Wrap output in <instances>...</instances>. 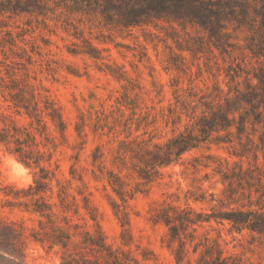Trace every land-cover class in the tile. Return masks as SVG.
<instances>
[{
  "label": "trees",
  "instance_id": "obj_1",
  "mask_svg": "<svg viewBox=\"0 0 264 264\" xmlns=\"http://www.w3.org/2000/svg\"><path fill=\"white\" fill-rule=\"evenodd\" d=\"M20 15L30 18L26 25L31 30L33 20L43 28L52 22L67 33L72 30L75 38L81 37L78 26L73 23L76 18L78 23L101 19L106 26L127 30L152 27L165 33L163 41L171 39L193 58H199L201 53H213V49L228 57L235 50L240 51L242 62L236 64L237 69L232 65L225 69L226 89L217 84L211 89L197 88L187 73L183 57H172L168 69L187 75L189 83L180 87L177 78L171 81L172 98L160 116L164 126L170 127L171 134L162 141H155V136L147 131L158 116L151 112L153 108L139 113V119L134 122L138 101L130 99L126 87L124 100H117L111 112L119 114L121 106L130 111L128 116L124 113L127 135L121 143V154L124 163L126 159L130 162L141 184L156 180L163 168L182 165L195 171L211 168L212 175H218L223 185L222 197L214 193L207 197L201 193L186 198L207 204L208 211L171 203H163L155 210L152 222L166 228L164 240L171 255L168 264H254L242 254L225 251L220 244V233L211 237L205 226L211 227L212 222L222 226L227 223L229 233L248 231L252 237L257 236L264 250V171L259 165V153L264 159V0H0V17ZM21 29L17 37L29 31ZM188 29L194 30V37ZM5 34L7 38L0 40V45L17 46L13 33L6 31ZM83 42V48H77L74 43L68 52L101 59L99 51L89 41ZM21 50L24 56L17 57L30 64L31 55ZM247 58L255 59L256 66L246 62ZM200 75L198 68L196 77ZM8 95L12 107L17 112L23 110L30 122L27 127H20L0 115L3 122L0 145L15 155L17 161L39 171L33 184L21 189L10 185L5 192L6 196L14 197L12 201L7 200L9 205L37 215V227L31 230V240L47 250L57 249L60 264H156L150 261L151 257L155 258L151 251H143L139 259L122 246L109 243L92 212L93 230L73 220L79 215V204L75 198H64V185L54 173L58 165L53 170L44 165L49 163L59 145L47 131L48 121L58 133L60 144L66 142L67 126L60 109L49 96L37 94L32 87L19 88ZM133 122L135 130L142 127L143 132L129 138ZM76 132L81 137L78 125ZM36 135L42 141H37ZM212 147L226 151L229 158L237 161L230 164L227 158L209 153ZM192 153L197 154L185 158ZM243 160L247 161V167L243 166ZM97 161L98 155L93 153L92 164L96 165ZM108 174L109 184L124 201L128 194L125 182L112 172ZM209 178L206 173L204 179ZM53 179L57 181L58 198H43L42 193L51 190ZM252 191L257 198H252ZM20 193L29 198H19ZM90 206L85 199L82 207L94 211ZM120 226H124V218ZM199 228L205 231L199 233ZM119 238L124 243L123 232ZM23 246L21 230L15 223L0 218V264H26Z\"/></svg>",
  "mask_w": 264,
  "mask_h": 264
},
{
  "label": "rangeland",
  "instance_id": "obj_2",
  "mask_svg": "<svg viewBox=\"0 0 264 264\" xmlns=\"http://www.w3.org/2000/svg\"><path fill=\"white\" fill-rule=\"evenodd\" d=\"M29 19L27 15L0 17V40L7 38L6 31H11L17 45H0V115L14 121L17 126L27 127L30 119L23 110L17 112L12 107L8 94H14L19 88L32 87L37 94L49 96L60 109L67 129L66 142L60 144L61 140L54 126L47 122L48 133L59 145L53 151L49 163L44 165L51 170L58 165L54 173L55 178L64 185V198H75L79 204V215L73 220L84 228L93 230V221L90 219L92 212L99 220L107 241L112 245L122 246L139 259H142V252L148 250L155 255V258L151 257V262L170 263L171 255L164 240L166 228L151 220L155 210L163 203H171L181 207L188 204L195 209L208 211L207 204L195 203L186 198L201 193H205L207 197L209 193L222 197L223 185L219 182L218 175H212L211 168L195 171L182 165L163 168L156 180L146 185L141 184L130 162L126 159L124 163V156L121 154V143L127 135L124 133V113L128 116L130 111L124 109V106L120 107L121 114L111 111L115 109L117 100H124L126 87L130 99H137L141 108L136 109L134 122L139 119V113L153 108L151 112L158 116L154 126L148 127L147 131L155 136V141H162L171 134L170 127H165L160 117L172 98L171 81L177 78L180 87H186L189 83L187 75L168 69L172 57H183L188 66L187 73L192 76V84L197 88L211 89L217 84L226 89L225 69L229 65L237 69L236 64L242 62L240 51L235 50L228 57L213 49V53H201L199 58H193L188 51L180 50L171 39L163 41L165 33L152 27L127 30L106 26L101 19L82 20L78 23L76 18L73 23L78 26L81 37L75 38L71 35L72 30L67 33L59 24L52 22H48V27L43 28L33 20L31 30L26 25ZM21 28L29 31L17 37L22 32ZM187 32L190 36H195L194 30L188 29ZM180 34L187 38L183 32L180 31ZM84 40L99 51L101 59L95 60L81 54L71 55L68 52L74 47V43L77 48H83ZM240 43L243 44V41ZM21 48L31 55L30 64L17 57L24 56ZM245 61L251 62L253 66L257 64L255 59L247 58ZM198 68L201 75L196 77ZM134 122L129 138L143 132L142 127L135 130ZM77 125L81 129V137L77 135ZM36 140L42 141V138L36 135ZM93 153L98 155L96 165L91 162ZM209 153L227 158L230 164L237 161L234 157L229 158L226 151L215 147ZM195 154L197 153L188 154L185 158L190 159ZM6 156L19 162L15 155L0 145V218L15 223L21 230L26 264L30 248L39 249L37 256L32 257L33 261L50 260L54 257L60 264L57 249L47 250L30 238L31 230L37 227V215L7 202L14 197L5 195L8 192L7 186L11 185L4 183L5 171L9 168ZM263 162L259 153V165L264 171ZM243 166L247 167L246 160H243ZM33 169L37 176L39 171ZM108 172L125 182L128 194L124 196V201L109 184ZM206 173L210 175L208 180L204 179ZM11 186L17 188L15 185ZM50 188L42 196L55 200L58 198L55 179L50 182ZM19 196L29 198L23 197L22 193ZM252 198H257L254 191ZM85 199L89 200V206L92 205L94 211L82 207ZM123 218L122 227L120 220ZM228 227L227 223L222 226L212 222L211 227L205 226V229L211 237L220 233V244L228 253L242 254L254 264H264V250L259 245L257 236L252 237L248 231L241 234L229 233ZM205 229L199 228L198 232ZM122 232L124 243L119 238Z\"/></svg>",
  "mask_w": 264,
  "mask_h": 264
},
{
  "label": "clouds",
  "instance_id": "obj_3",
  "mask_svg": "<svg viewBox=\"0 0 264 264\" xmlns=\"http://www.w3.org/2000/svg\"><path fill=\"white\" fill-rule=\"evenodd\" d=\"M5 159L9 164V168L5 171V184L15 185L17 188H26L33 183L35 176V170L33 168L26 165L24 162H16L10 156H6ZM28 252V264H59V261L54 257L50 260L36 259L33 261L32 257L37 256L39 249L30 248Z\"/></svg>",
  "mask_w": 264,
  "mask_h": 264
}]
</instances>
